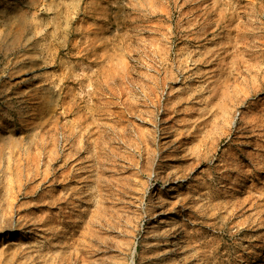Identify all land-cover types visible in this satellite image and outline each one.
Wrapping results in <instances>:
<instances>
[{
    "label": "rangeland",
    "instance_id": "374dc122",
    "mask_svg": "<svg viewBox=\"0 0 264 264\" xmlns=\"http://www.w3.org/2000/svg\"><path fill=\"white\" fill-rule=\"evenodd\" d=\"M77 247L264 264V0H0V264Z\"/></svg>",
    "mask_w": 264,
    "mask_h": 264
},
{
    "label": "bare ground",
    "instance_id": "6f19581e",
    "mask_svg": "<svg viewBox=\"0 0 264 264\" xmlns=\"http://www.w3.org/2000/svg\"><path fill=\"white\" fill-rule=\"evenodd\" d=\"M89 223V222H88ZM81 234L84 235V231L82 230L81 231ZM78 245H80V242L78 243ZM72 247V243H67V245L64 247L66 250H68V248ZM86 251L88 252H91L93 250H91V248L86 245ZM78 252H75L74 251V248H73V252L72 251H67L66 253H64L63 255H61L60 257H57V258H52L51 260V263L50 264H77L78 262H83V257L81 256V251L84 252L85 250L83 248H78ZM65 252V250H64ZM71 259H73V261H71Z\"/></svg>",
    "mask_w": 264,
    "mask_h": 264
}]
</instances>
